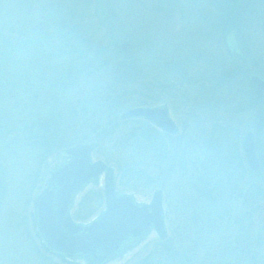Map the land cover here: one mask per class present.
<instances>
[{"label":"rangeland","instance_id":"obj_1","mask_svg":"<svg viewBox=\"0 0 264 264\" xmlns=\"http://www.w3.org/2000/svg\"><path fill=\"white\" fill-rule=\"evenodd\" d=\"M215 2L180 0L179 15L173 11L169 19L161 0H0V264H86L50 252L33 213L52 171L65 164V150L87 143L97 144L93 161L114 169L119 193L138 204L163 193L167 237L152 230L103 264H264L261 111L223 112L204 101L198 84H180L181 75L168 66L193 48L226 54L221 38L210 37ZM251 38L264 56L260 30ZM196 63L193 74L205 66ZM130 66L140 71L137 79ZM164 104L178 134L121 118ZM250 132L256 149L260 137L257 172L249 170L242 148ZM236 140L243 168L240 161L227 166L239 189L220 193L218 187L208 198L202 179L228 158L224 144L232 149ZM224 177L217 174L213 185ZM251 185L262 193L253 197ZM86 196L98 207L81 220ZM103 210L100 177L77 197L72 216L89 223Z\"/></svg>","mask_w":264,"mask_h":264},{"label":"water","instance_id":"obj_2","mask_svg":"<svg viewBox=\"0 0 264 264\" xmlns=\"http://www.w3.org/2000/svg\"><path fill=\"white\" fill-rule=\"evenodd\" d=\"M226 39L234 55L241 53L234 34H229ZM248 80L264 94V78L259 73L252 72ZM121 118L143 119L164 132L178 134L166 104L131 109ZM96 147V143H89L65 150L68 162L52 171L33 213L38 234L50 252L72 261L84 260L87 264H103L114 259L129 244L138 243L152 230L161 239L167 237L162 191L155 192L150 204H138L132 195L119 193L114 169L103 161L92 162ZM243 149L250 169L259 170L253 133L244 138ZM103 174L106 209L88 224L76 223L72 218V209L77 197Z\"/></svg>","mask_w":264,"mask_h":264},{"label":"trees","instance_id":"obj_3","mask_svg":"<svg viewBox=\"0 0 264 264\" xmlns=\"http://www.w3.org/2000/svg\"><path fill=\"white\" fill-rule=\"evenodd\" d=\"M213 1L215 2V0ZM193 2H195V0H193ZM215 9V18L210 20L213 28L211 29L210 37H213L215 33L221 38L226 49V54L220 55L207 51L203 52L202 50L193 48L189 56L182 58L180 61L175 60L169 63L168 66H170V70H173L178 76L181 75L180 84H198L201 95L206 99L204 101L210 102L212 106L219 108L223 112L243 113L254 109H260V126L262 129V126L264 127V94L250 83L248 75L252 72H257L264 78V56L259 55V51L256 48H254V51L252 46H255V44L251 43V33L254 30H260L264 36V0H216ZM229 34L235 35L241 47V53L234 55L228 48L226 37ZM196 61L200 64H204L206 67L204 66V69L198 70V72L193 74L191 70L197 68L196 65L198 64ZM124 66L129 67L126 64H124ZM130 67L131 71L129 75L137 79L140 75V71H138L136 66ZM227 131L228 129L224 130L225 133H227ZM145 132L147 133L148 131L145 130ZM153 132L155 137L161 135L158 130L153 129ZM149 135L151 134L149 133ZM257 136L259 137L258 133ZM148 137L150 138V136H146V138ZM259 138L257 142V151L261 155ZM151 140L160 141L158 138H151ZM161 142L156 146L157 148L163 145V142ZM237 142L236 140L235 144L232 145V149H228V144H224V150L230 157H224V161L218 163L216 172L212 176H205V178L202 179V183L209 186L206 190V196L208 198H211L212 194L218 191L219 188L220 193L226 191L227 188L228 191L233 194L239 189L238 183L241 181H239L233 171L229 172V166H227L228 164L231 165L234 161H240L239 165H242L243 168V162L239 157ZM219 152L220 154L222 153L220 147ZM228 159H230V162ZM262 167L263 165L261 162V168ZM219 173H222L227 178L229 177V180L232 181L228 184V180L225 181V177L223 179L219 178L218 183L216 181V185H213V181L217 178V174ZM2 181V177L0 176V183H2ZM252 190L253 192L255 191L252 194L253 197L262 193L260 187L256 185H251V191ZM91 199L92 198L86 196L80 203L78 211L79 219H88L95 209H97V202L99 201L92 207L90 203L93 202V200Z\"/></svg>","mask_w":264,"mask_h":264},{"label":"flooded vegetation","instance_id":"obj_4","mask_svg":"<svg viewBox=\"0 0 264 264\" xmlns=\"http://www.w3.org/2000/svg\"><path fill=\"white\" fill-rule=\"evenodd\" d=\"M162 6H160V9L163 13L166 14V17L170 19L172 17L173 11L178 12L179 11V0H161ZM179 15V12L176 13ZM179 21V19H177ZM175 21V20H174ZM177 22V21H176ZM68 160H66L67 162ZM65 162V164H66ZM102 179H105V174L101 176Z\"/></svg>","mask_w":264,"mask_h":264}]
</instances>
